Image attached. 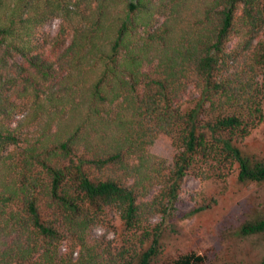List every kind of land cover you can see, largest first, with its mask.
Instances as JSON below:
<instances>
[{
	"label": "trees",
	"instance_id": "obj_1",
	"mask_svg": "<svg viewBox=\"0 0 264 264\" xmlns=\"http://www.w3.org/2000/svg\"><path fill=\"white\" fill-rule=\"evenodd\" d=\"M263 122L264 0H0V264H159L190 175L264 184Z\"/></svg>",
	"mask_w": 264,
	"mask_h": 264
},
{
	"label": "rangeland",
	"instance_id": "obj_2",
	"mask_svg": "<svg viewBox=\"0 0 264 264\" xmlns=\"http://www.w3.org/2000/svg\"><path fill=\"white\" fill-rule=\"evenodd\" d=\"M59 23L60 20L55 19L42 31L55 35ZM243 146L251 155L264 159V122L252 131ZM151 151L169 161L176 153L163 141H158ZM235 176L234 173L224 180H203L195 175L187 178L175 211L177 220L163 238L164 252L159 264H170L172 259L190 252L207 255L208 264H259L262 261L264 235L244 238L235 231L249 216L264 214V184H238L234 182ZM201 207L203 211L192 214ZM112 217L117 218L113 214ZM160 219L156 217L152 222L158 223ZM115 226L122 229L119 223L115 222ZM105 231V228H97L93 235L99 237ZM107 238L113 239L116 235L112 232Z\"/></svg>",
	"mask_w": 264,
	"mask_h": 264
}]
</instances>
